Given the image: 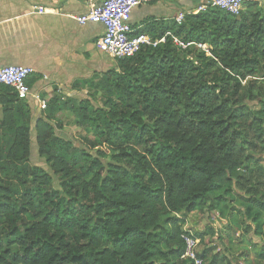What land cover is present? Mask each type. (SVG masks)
Here are the masks:
<instances>
[{"label": "trees", "instance_id": "trees-1", "mask_svg": "<svg viewBox=\"0 0 264 264\" xmlns=\"http://www.w3.org/2000/svg\"><path fill=\"white\" fill-rule=\"evenodd\" d=\"M257 6L239 16L206 6L180 25L147 21L134 35L165 43L117 60L98 85L100 107L93 97L51 100L34 130L57 188L30 165L28 106L0 85V264H191L181 259L183 237L203 236L182 229L187 215L216 211L234 192L242 202L234 216L264 240V94L258 110L240 95L248 76L264 72ZM172 37L206 51L179 55ZM64 109L112 162L55 135L49 111ZM198 257L220 264L206 250Z\"/></svg>", "mask_w": 264, "mask_h": 264}, {"label": "crops", "instance_id": "crops-1", "mask_svg": "<svg viewBox=\"0 0 264 264\" xmlns=\"http://www.w3.org/2000/svg\"><path fill=\"white\" fill-rule=\"evenodd\" d=\"M99 1L0 0V67L24 66L35 73L29 78L30 95L24 102L30 113L32 147L36 146V121L45 119V108L51 100L57 99L60 104L79 103L90 100L95 93L100 97L102 92L98 85L104 75L111 70L117 72V60L95 46L103 34V27L97 24L81 26L75 20ZM202 3V0H149L133 9L130 25L136 32L143 30L147 21H175L179 14L192 13ZM37 7L45 11L38 13ZM77 83L88 84L76 87ZM42 105L45 106L43 110ZM50 112L48 123L54 131L61 127L78 128L69 110Z\"/></svg>", "mask_w": 264, "mask_h": 264}, {"label": "rangeland", "instance_id": "rangeland-1", "mask_svg": "<svg viewBox=\"0 0 264 264\" xmlns=\"http://www.w3.org/2000/svg\"><path fill=\"white\" fill-rule=\"evenodd\" d=\"M203 5L206 0H202ZM254 12L264 16V1L256 7ZM199 51H206V47H199L198 44H194L188 50L178 51L179 55L193 58ZM251 81V83H249ZM240 95L242 102L252 110H258L260 107L261 96L264 94V72H259L255 76H248L245 81L242 82ZM103 103V98L99 97L97 93L93 96L92 104L100 107ZM62 129V130H61ZM55 130L58 138L67 140L74 148L80 150H86L92 155L102 153L106 155L101 159L103 162H112L113 153L105 147H98L91 149L88 142H93L94 138L90 132H86L81 128H63ZM81 129V130H80ZM32 148L30 165L42 169L53 179V186L57 188L58 180L50 171L43 159H40L36 153V146L30 145ZM264 149V146H263ZM259 159L264 163V155H260ZM234 195L230 199L226 200L216 211H203L197 213H191L186 217V224L183 226V230L190 234H201L203 237L198 241L196 249L199 253L206 250L210 253L208 261L211 256H217L220 260V264H264V261L259 257L264 251V240L259 239L253 235V226L249 221L244 222L242 218H237L233 214V209L240 208L242 202ZM239 196H244L243 194ZM236 217V218H235ZM247 227V228H246ZM247 231V232H246ZM246 232V233H245ZM222 259V260H221Z\"/></svg>", "mask_w": 264, "mask_h": 264}, {"label": "built area", "instance_id": "built-area-1", "mask_svg": "<svg viewBox=\"0 0 264 264\" xmlns=\"http://www.w3.org/2000/svg\"><path fill=\"white\" fill-rule=\"evenodd\" d=\"M264 0H206V3L200 5L193 14L204 11L206 6L218 8L232 16H239L244 10L246 4H260ZM149 3V0H100L91 5L90 9L82 15L75 17L77 23L81 26L86 24L101 25L104 29L101 38L96 42V48L109 55L115 60L131 58L135 56L143 47L148 46L156 48L165 43V38L152 41L146 35H134L130 25V16L134 8ZM38 13H43V7H37ZM185 14H179L175 18V23L180 25ZM173 44L182 50H186L194 43H183L173 38ZM199 47H201L199 45ZM34 70L24 66H4L0 67V85L11 88L18 100L27 101L30 95V89L26 81L34 75ZM44 105L41 106L43 110ZM185 251L181 259L190 261L191 264H207L198 257L196 249L198 241L191 236L183 237Z\"/></svg>", "mask_w": 264, "mask_h": 264}]
</instances>
